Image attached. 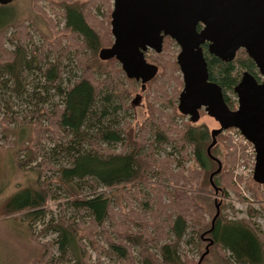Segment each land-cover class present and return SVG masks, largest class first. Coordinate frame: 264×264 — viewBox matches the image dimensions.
<instances>
[{
  "label": "trees",
  "instance_id": "obj_1",
  "mask_svg": "<svg viewBox=\"0 0 264 264\" xmlns=\"http://www.w3.org/2000/svg\"><path fill=\"white\" fill-rule=\"evenodd\" d=\"M40 1L34 0L35 13L47 20ZM48 1L47 6L51 11L65 20L63 31L70 40L69 47H61L62 38L55 42L47 41L41 49L31 46L30 24L19 19V14L12 8L0 5V87L23 99L29 92L28 76L37 72L46 81L44 91L55 90L62 103L51 110H29L21 118L9 114L11 104L8 102L7 112L2 117L0 105V126L5 143L10 147L17 145L11 139L16 130L11 127L12 123L30 125L34 139L39 142L46 132L51 133L53 141L68 139L59 149L67 153L69 165L59 166L56 173L60 183L74 196L72 206L88 219L87 222L60 219L49 225L47 230L58 235L56 244L59 256L53 257L51 247H46L47 252L38 264H92L86 242H90L95 251L117 256L121 264H193L183 254L182 245L196 244L195 239L200 233L201 241H214L202 263L212 249L216 254L212 264H264V236L258 225L250 220H233L221 214L214 224L216 215L211 223L207 220L206 214L214 205L210 196H201V193L211 186L210 176L218 169L217 164V169L212 172L216 162L208 154L207 144L212 143V136L207 130L192 127L171 130L172 116L153 106L148 124L141 128L140 134H133L128 123L121 125L118 115L126 108L130 91L117 77L119 80L123 77L129 84L137 82L126 77L115 59H100V51L112 46V32L100 23L101 29H97L94 25L98 23L97 19L91 17L93 10L100 11L102 6L110 11L113 6L111 0H87L86 4L77 0ZM47 22L52 27V20ZM9 29H15L11 36H8ZM52 29L55 31V27ZM100 30L106 31V34ZM107 33L111 36H107ZM7 42L14 45L13 50L6 48ZM174 44L172 39L166 37L163 52ZM70 49L76 50L75 57L82 74L63 87L59 84L63 75L61 62L49 59L51 54L63 58L66 56L65 50L68 53ZM46 51H49L48 55ZM205 56L210 81L222 88L231 109L229 93L235 94L234 88L242 77L240 70L251 73L259 82L262 80L255 63L244 50L239 51L234 61L229 63L210 55L208 50H205ZM146 59L150 60L148 53ZM155 65L158 74L148 84L155 85L160 93L161 88L155 81L161 70L165 80H177L174 73L179 66L177 61H168L162 67ZM38 95L36 91L32 94L33 97ZM151 131L156 142L167 143L175 138L183 145L191 146L196 168H187L183 162L174 172L170 165L175 160H158L148 139ZM172 133L176 135L171 137ZM117 144H122L120 152L109 148ZM222 172L223 169L213 179L216 186H219L217 178ZM164 177L172 184L170 191L161 183ZM155 178L158 181L153 183L151 179ZM141 183L152 190L151 197L145 203L148 215L146 211L133 210L122 214V220L118 222L113 201L98 191L124 185L138 186ZM86 187L91 191L88 196L83 191ZM49 195L46 187L38 190L28 188L11 198L6 211L12 214L36 210L48 202ZM205 233L207 235L202 238ZM98 235L106 238L110 249L97 244ZM135 248H138V256L135 255ZM100 259L101 256H98V264H103Z\"/></svg>",
  "mask_w": 264,
  "mask_h": 264
},
{
  "label": "rangeland",
  "instance_id": "obj_2",
  "mask_svg": "<svg viewBox=\"0 0 264 264\" xmlns=\"http://www.w3.org/2000/svg\"><path fill=\"white\" fill-rule=\"evenodd\" d=\"M77 1L81 4L87 3V0ZM111 2L113 4V0ZM39 3L46 12L47 20L35 13L34 0H15L6 7L12 8L19 14V19L30 24L31 46L41 49L47 41L55 42L62 38L61 47H69L70 40L63 31L65 27L63 17L51 11L47 6L49 4L48 0H41ZM112 12L113 6L110 11L104 6L100 11L93 10L91 17L97 19L98 23L94 24L97 29H101L100 24H103V28L109 30L110 33L112 32ZM50 19L52 20V27L47 22ZM54 27L55 31L52 29ZM14 33L15 29H9L8 36ZM103 33L106 34V31ZM110 33H107V36ZM111 41L113 45V35ZM6 48L13 50L14 45L7 42ZM40 49L39 51H41ZM75 51V49H70L67 53L65 50L66 53L64 52V54L66 56L63 58L55 54L50 55L49 60L53 62L59 60L61 62L63 75L59 84L63 87L81 77L82 71L77 64ZM48 52H45L46 55H48ZM179 52L180 48L176 43L165 49L159 56L154 51L149 50L147 52L150 56L148 62L154 65L159 64L162 67L168 61H177ZM243 72V70H240L242 75ZM162 74L161 70L155 81L157 82L156 85L161 88L160 93L156 90L155 85L148 84L146 89L142 90L140 82L129 84L123 77L120 80L117 77L118 81H121L120 83H123L126 89L130 91L126 108L121 110L118 115L121 125L128 123L133 134H140L141 128L148 124L150 108L153 106L172 116V123H170L169 128L174 131L187 130L191 127L194 129L204 128L211 136L214 130L220 128L218 122L210 117L205 110L200 112V119L196 123L191 122L189 117L180 114L178 112L179 96L184 87L180 69L174 73V76L179 80H165ZM45 82L41 74L37 72L30 73L27 80L29 92L23 99L0 87L1 117L7 112L6 105L8 102L11 104L9 114L21 118L29 110H43V108L51 110L55 105H60L62 98L57 95L55 90L44 91ZM35 91L39 94L37 97L32 96ZM229 97L232 110H236L238 108L237 96L229 93ZM175 112H177L176 115H174ZM11 127L16 129L15 136L13 135L11 138L16 141V147H10L5 143L2 127L0 126V264H38L47 252L46 247H51L53 257L58 258L59 256L56 244L58 235L47 230L49 225L58 222L60 219L87 222L88 218L85 214L75 210L71 204L74 196L69 194V191L60 183L57 177L58 167L69 165L67 153L59 149V146L67 142L68 139L60 138L53 141L51 133L46 132L39 142L34 139L31 126L27 123L22 125L12 123ZM171 130L169 131L171 132ZM152 133V131L149 133L148 139L152 142L153 154L158 160H165L166 158L175 160L170 165L174 172L178 171L179 163L183 162L187 168H196L191 146L183 145L179 140H174L175 138L172 141H167V143L156 142ZM175 135V133H172L170 136ZM210 144L211 142L207 144V147ZM109 148L115 152H120L123 147L122 144H117ZM211 153L220 160L224 168L222 174L217 178L219 183L217 187L222 190L216 193L211 185L207 186L204 192H200L201 196L202 194L210 196L212 205H214L210 213L206 214L207 220L210 223L212 222L217 212L216 205L220 204L221 215L233 220H250L260 227L264 236V186H259L253 180L256 157L253 146L242 138L239 131L231 129L223 132L217 138V144L211 150ZM31 157L35 159L31 160ZM28 160H31V162H28ZM19 162H23V164L20 165ZM216 169L217 163L213 166L212 172ZM151 181L155 183L158 180L155 178ZM161 183L168 187V191L171 190L172 184L169 179L164 177ZM42 187H46L50 194L48 202L43 207L12 214L6 211L8 202L15 194L28 188L38 190ZM83 191L85 196L91 193L87 187L83 188ZM98 192L105 194L113 201L118 222L122 220V214L129 211H146L145 203L152 195V190L143 183L138 184V186L124 185L113 189L102 188ZM148 213L146 211L145 214L148 215ZM200 237L201 233L195 239L196 244L194 245H186L185 243L182 245L183 254L193 264H199L209 244L207 241H201ZM96 242L106 250L110 249L104 236H96ZM86 245L90 250L92 264H98V256H101L100 260L103 264H121L117 256L95 251L92 249L93 245L90 242H86ZM134 252L138 256V248H135ZM206 259L208 262H206ZM206 259L202 264H212L216 259V254L212 249Z\"/></svg>",
  "mask_w": 264,
  "mask_h": 264
},
{
  "label": "water",
  "instance_id": "obj_3",
  "mask_svg": "<svg viewBox=\"0 0 264 264\" xmlns=\"http://www.w3.org/2000/svg\"><path fill=\"white\" fill-rule=\"evenodd\" d=\"M14 1L0 0V5L8 6ZM111 28L114 43L102 49L99 57L102 61L115 59L129 80L141 82L142 90L159 71L147 61V52L161 54L166 37L179 46L177 64L184 83L179 112L196 123L204 109L220 124L211 133L208 148V154L218 164L210 176L216 193L221 189L213 179L223 167L211 150L217 144V136L231 129L238 130L254 147L253 180L264 186V0H113ZM205 44H209L210 55L226 63L244 50L257 67L261 82L244 72L234 88L236 110L226 103L222 88L210 81ZM216 208L213 224L220 215V204ZM206 241L209 244L199 264L214 245L212 239Z\"/></svg>",
  "mask_w": 264,
  "mask_h": 264
},
{
  "label": "flooded vegetation",
  "instance_id": "obj_4",
  "mask_svg": "<svg viewBox=\"0 0 264 264\" xmlns=\"http://www.w3.org/2000/svg\"><path fill=\"white\" fill-rule=\"evenodd\" d=\"M199 28L201 29L202 26H200ZM208 45H209V44H205V45L203 46V48H204V53H205V50H208ZM205 57H206V56H205ZM134 81H135V80H134ZM261 81H262V80H261ZM261 81H260V82H261ZM136 82H137V81H136ZM140 83H141V82H140ZM141 86H142V84H141ZM203 110H204V109H203ZM201 111H202V110H201ZM218 124H219V123H218ZM219 126H220V124H219ZM209 146H210V145H209ZM213 148H214V147H213ZM204 240H205V239H204Z\"/></svg>",
  "mask_w": 264,
  "mask_h": 264
},
{
  "label": "built area",
  "instance_id": "obj_5",
  "mask_svg": "<svg viewBox=\"0 0 264 264\" xmlns=\"http://www.w3.org/2000/svg\"><path fill=\"white\" fill-rule=\"evenodd\" d=\"M238 131V130H237ZM241 134V133H240ZM242 136V135H241ZM242 138L246 141V142H248L249 143V141L248 140H246L243 136H242ZM252 145V144H251ZM254 148V147H253ZM254 152H255V150H254ZM255 156H256V154H255ZM256 158V157H255Z\"/></svg>",
  "mask_w": 264,
  "mask_h": 264
}]
</instances>
